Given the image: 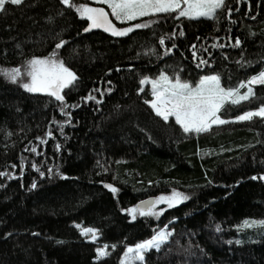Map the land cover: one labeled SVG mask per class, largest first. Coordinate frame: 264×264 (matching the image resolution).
Segmentation results:
<instances>
[{
  "label": "trees",
  "instance_id": "1",
  "mask_svg": "<svg viewBox=\"0 0 264 264\" xmlns=\"http://www.w3.org/2000/svg\"><path fill=\"white\" fill-rule=\"evenodd\" d=\"M176 17L128 22L150 26L117 37L84 34L89 21L60 0L0 12V69L23 72L56 53L77 76L61 102L25 92L26 75H0V264H118L161 230L172 235L135 264H264V225L242 227L264 221V189H238L263 173L264 118L232 120L264 105V85L221 109L229 123L199 134L164 121L139 92L141 78L162 73L191 84L217 75L233 89L263 71L264 0H225L214 19ZM173 192L188 199L159 216L128 213Z\"/></svg>",
  "mask_w": 264,
  "mask_h": 264
},
{
  "label": "snow or ice",
  "instance_id": "2",
  "mask_svg": "<svg viewBox=\"0 0 264 264\" xmlns=\"http://www.w3.org/2000/svg\"><path fill=\"white\" fill-rule=\"evenodd\" d=\"M22 2L23 0H0V12L5 11L6 4L20 5ZM60 2L67 7L74 8L81 19L89 21L85 31L102 28L112 36L119 37L125 36L134 30L133 27L125 29L115 27L109 19V13L103 7H90L87 4L77 6L74 0H60ZM94 2L106 5L111 10V16L121 23L137 20L141 17H155L158 14L171 13H177L176 18L178 19L181 17L187 19H214L216 12L225 6V0H94ZM156 22V20L151 21V23ZM149 26L150 24L144 23L136 24L134 27L144 28ZM180 35H183V32ZM160 43L163 45L164 39H161ZM235 43L238 46L240 41L237 40ZM62 46V44L58 43L56 48L59 49ZM55 57L56 53L44 59L33 58L27 61L26 69L23 72L21 68L0 69V75H3L12 83H17L22 76L26 75L30 78V82L22 83V87L26 91L45 93L63 102L62 90L72 85L77 80V76L69 68L65 67L62 61H58ZM202 63L204 62L202 61ZM141 83L143 84L145 81H141ZM151 83L154 99L150 102V106L155 114L166 122L169 117H174L176 124L186 134H199L209 131L213 125L229 123V121L220 117L221 109L229 103L239 105L242 101H247L253 95L251 85H264V72L254 76L246 84H241L240 87L247 88V92L244 94H240L239 89L225 90L220 86L219 77L215 75L204 77L195 88L190 87L187 83H182L179 79L175 83H171L168 77L163 74H161L159 81ZM88 99H94V97L89 96ZM99 102L97 101V103ZM253 117L264 118V107H261L258 111L246 112L236 119L237 121H248ZM0 175H4V173H0ZM105 187L109 188L113 193L117 191L111 185H105ZM186 199H188L187 196L179 192H173L169 197L162 196L154 201L145 202L148 205L146 210L138 205L136 208L128 209V213L132 215L133 219H135L137 212L140 216H159V213L153 212L157 205L167 203L168 207H173ZM257 223L264 225V221H245L242 227H251ZM216 230L220 231L221 229L217 226ZM89 234L92 241L97 239V233L94 229L81 228V235L88 236ZM171 235V232L158 231L151 239L138 243L135 248H128L125 256L127 257L128 253L134 252L135 259L143 261L144 252L153 248L159 250L160 246L167 242ZM107 254L105 249H97L98 257H103ZM121 264H126V261L122 260Z\"/></svg>",
  "mask_w": 264,
  "mask_h": 264
},
{
  "label": "rangeland",
  "instance_id": "3",
  "mask_svg": "<svg viewBox=\"0 0 264 264\" xmlns=\"http://www.w3.org/2000/svg\"><path fill=\"white\" fill-rule=\"evenodd\" d=\"M80 1H82L83 2V4H87L88 6H90V7H96V5H103V4H98V3H95L94 2V0H80ZM103 6H105V11L106 12H108L109 13V18H110V20L113 22L114 21V26H115V24L118 26V27H120V29H125V28H128V27H133L134 29H135V25H126V26H124V24H126V23H121L120 21H118V20H116L115 19V17H112L111 16V10L109 9V8H107V6L106 5H103ZM141 18H143V17H141ZM140 19V18H139ZM134 21V20H133ZM128 22H131V21H128ZM127 22V23H128ZM122 27V28H121ZM41 59H44V58H41ZM58 61H61L60 59H57ZM261 72H264V69H263V71H261ZM260 72V73H261ZM260 73H258V74H256V75H253V76H251V77H249L247 80H245V81H243L242 83H240L237 87H235V88H233V89H225V90H234V89H239V93L240 94H244V93H246L247 92V88L246 87H240L241 86V84H246L247 83V81H249L250 79H252L254 76H258ZM163 74V73H162ZM163 75H165V76H167L166 74H163ZM207 76H213V75H204V76H202L196 83H194V84H191V83H188V82H183V81H181L182 83H187V84H189V86L190 87H192V88H195L197 85H199V83H200V81H201V79H203L204 77H207ZM215 76H217V75H215ZM160 77H161V74H159V75H157V76H155V77H150V76H145V77H143V78H141V80H140V88H139V92H142V93H147L148 94V96H149V98L146 100V103H147V105L152 109V107L150 106V102L154 99V97H153V89H152V83L151 82H153V81H159L160 80ZM168 77V79H169V82H171V83H175L176 82V78L175 79H173V78H171V77H169V76H167ZM220 79V78H219ZM141 81H145V83H141ZM24 82H30V78L28 77L27 79H25V81ZM257 85H260V84H254V85H251V87L254 89V87L255 86H257ZM22 86V85H21ZM220 86H221V83H220ZM222 87V86H221ZM69 88V87H68ZM68 88H65V89H63L62 90V92H64L65 90H67ZM223 88V87H222ZM22 89L25 91V92H27V93H30V94H42V95H46L45 93H33V92H28V91H26L23 87H22ZM242 89H244V90H242ZM243 102V101H242ZM230 104V103H229ZM227 105V104H226ZM225 105V106H226ZM230 105H233V104H230ZM261 107H264V105L263 106H261ZM261 107H258V108H256V109H252V110H249V111H258ZM152 111L154 112V110L152 109ZM248 111V112H249ZM155 113V112H154ZM244 114V113H243ZM243 114H240V115H243ZM240 115H238V116H240ZM238 116H236L235 118H233L232 120H237L236 118L238 117ZM221 117V116H220ZM222 119H225V118H223V117H221ZM169 120H173L174 122H175V118L174 117H169ZM168 120V121H169ZM225 120H227V119H225ZM213 126H215V125H213ZM263 171V173L258 177V178H255V179H253V178H250V179H248V180H245V181H243L239 186H238V189H241L242 187H248V188H250L251 189V191H254V190H263L264 189V179H262V177H264V169L262 170ZM171 196V195H170ZM160 197H162V196H160ZM163 197H169V196H163ZM159 198V197H158ZM157 198H155V200H156ZM161 205H165L166 206V208H168V204L167 203H162V204H159V205H157L154 209H153V212L154 213H158L155 209L157 208V207H159V206H161ZM164 210V209H163ZM136 215V214H135ZM131 218L133 219V217H132V215H131ZM161 231H165V232H167L166 230H161ZM90 235V234H89ZM90 240L92 241V239H91V235H90ZM98 248H100V249H105V248H103V247H98ZM97 248V249H98ZM129 248H135V246H132V247H129ZM106 250V249H105ZM127 250H128V248L126 249V251L124 252V254L122 255V257L120 258V260H119V263L118 264H121V261L122 260H125L126 261V264H135L137 261H139L138 259H135V253L133 252V253H128V255H127V257L125 256V253L127 252Z\"/></svg>",
  "mask_w": 264,
  "mask_h": 264
},
{
  "label": "water",
  "instance_id": "4",
  "mask_svg": "<svg viewBox=\"0 0 264 264\" xmlns=\"http://www.w3.org/2000/svg\"><path fill=\"white\" fill-rule=\"evenodd\" d=\"M88 25H89V24H88ZM88 25H87V27H88ZM87 27H86V28H87ZM97 29L103 31L102 28H97ZM93 30H95V29H92L91 31H85V30H84V34H86V33H88V32H92ZM154 200H155L154 197L147 198V199H145V200H143V201L138 202V203L136 204V207L139 205V206H141L142 209L146 210L147 207H148V205L145 204V202H148V201H154Z\"/></svg>",
  "mask_w": 264,
  "mask_h": 264
},
{
  "label": "flooded vegetation",
  "instance_id": "5",
  "mask_svg": "<svg viewBox=\"0 0 264 264\" xmlns=\"http://www.w3.org/2000/svg\"><path fill=\"white\" fill-rule=\"evenodd\" d=\"M110 19V18H109ZM61 95L63 96V92H61Z\"/></svg>",
  "mask_w": 264,
  "mask_h": 264
}]
</instances>
